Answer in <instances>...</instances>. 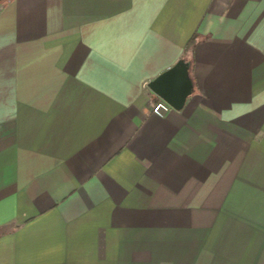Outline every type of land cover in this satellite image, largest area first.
<instances>
[{
	"label": "crops",
	"instance_id": "0c3cea01",
	"mask_svg": "<svg viewBox=\"0 0 264 264\" xmlns=\"http://www.w3.org/2000/svg\"><path fill=\"white\" fill-rule=\"evenodd\" d=\"M0 264H264V0H0Z\"/></svg>",
	"mask_w": 264,
	"mask_h": 264
},
{
	"label": "water",
	"instance_id": "95a60500",
	"mask_svg": "<svg viewBox=\"0 0 264 264\" xmlns=\"http://www.w3.org/2000/svg\"><path fill=\"white\" fill-rule=\"evenodd\" d=\"M190 65L191 60L182 57L148 82L151 90L176 110L183 108L194 90Z\"/></svg>",
	"mask_w": 264,
	"mask_h": 264
},
{
	"label": "built area",
	"instance_id": "2783aa9c",
	"mask_svg": "<svg viewBox=\"0 0 264 264\" xmlns=\"http://www.w3.org/2000/svg\"><path fill=\"white\" fill-rule=\"evenodd\" d=\"M170 105L165 102V101H161V102H157L152 106V109L154 112L158 113V114H163L165 111H167L169 109Z\"/></svg>",
	"mask_w": 264,
	"mask_h": 264
}]
</instances>
